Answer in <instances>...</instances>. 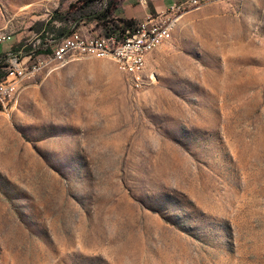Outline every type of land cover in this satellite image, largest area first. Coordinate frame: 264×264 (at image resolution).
<instances>
[{
	"label": "rangeland",
	"instance_id": "374dc122",
	"mask_svg": "<svg viewBox=\"0 0 264 264\" xmlns=\"http://www.w3.org/2000/svg\"><path fill=\"white\" fill-rule=\"evenodd\" d=\"M103 1L0 0L2 29L22 62L47 31L123 35ZM163 15L144 87L97 55L0 81V264H264V0Z\"/></svg>",
	"mask_w": 264,
	"mask_h": 264
},
{
	"label": "built area",
	"instance_id": "2783aa9c",
	"mask_svg": "<svg viewBox=\"0 0 264 264\" xmlns=\"http://www.w3.org/2000/svg\"><path fill=\"white\" fill-rule=\"evenodd\" d=\"M139 2L142 5H148V0H139ZM107 5L108 0H104L103 6L107 7ZM160 15H148L146 19L136 22L133 27H128L123 35H118V33L90 35L75 29L70 35L57 38L47 31L42 50L38 52L36 48H32L26 55L28 58L26 62L19 60L26 45L21 46L15 54V62H10L7 80L13 74H18L24 69H31L32 71L35 65L41 64L43 57L63 55L68 51V44L78 43L83 44V51L98 50V55L110 57L114 60L117 68L128 75L134 87H144L153 80V76L143 75V68L147 66L148 55L160 47L161 42L169 41L167 27L170 24H159ZM54 22L59 26V23ZM11 39V34L0 29V43ZM83 51H80V55H83ZM0 98L8 99L9 92H0Z\"/></svg>",
	"mask_w": 264,
	"mask_h": 264
},
{
	"label": "crops",
	"instance_id": "0c3cea01",
	"mask_svg": "<svg viewBox=\"0 0 264 264\" xmlns=\"http://www.w3.org/2000/svg\"><path fill=\"white\" fill-rule=\"evenodd\" d=\"M185 1L189 0H148V5H142L139 0H121L120 5L114 12L118 13L122 18H133L139 22L146 19L148 15L166 14L172 6ZM4 26V14L0 11V28L2 29ZM6 33L10 34L9 32ZM11 36L12 39L10 41L0 43V55H10V53L18 52V45L24 36V32L12 34ZM15 47L16 49H14Z\"/></svg>",
	"mask_w": 264,
	"mask_h": 264
},
{
	"label": "trees",
	"instance_id": "16d2710c",
	"mask_svg": "<svg viewBox=\"0 0 264 264\" xmlns=\"http://www.w3.org/2000/svg\"><path fill=\"white\" fill-rule=\"evenodd\" d=\"M96 0H86V5L88 6L92 3H94ZM114 1L110 0V2H108L107 7H105L104 9L98 11L96 14L91 15L90 18L93 19H106L107 17L110 16L111 12H112V7H113ZM116 11V10H115ZM56 17H60V16H56ZM82 17H80L79 19H77L76 21V27L78 26L79 21L81 20ZM52 21H48L47 25H48V29L50 30V28L54 29V26H52ZM119 24L121 26V30L122 32H124L128 27H133L135 25V23L137 22L135 19L130 18V19H126V18H120L119 19ZM55 30V29H54ZM75 30V28H71V29H67V31L65 33H63V35H61L60 37H65L70 35L73 31ZM44 42V41H43ZM21 45H18V47L20 48ZM16 49V47L14 48ZM41 50V49H40ZM39 50V51H40ZM27 53H29V49H27L26 51ZM9 56L8 54H4V55H0V81H3L5 76L8 74L7 72H3L2 70L6 67L9 66Z\"/></svg>",
	"mask_w": 264,
	"mask_h": 264
},
{
	"label": "bare ground",
	"instance_id": "6f19581e",
	"mask_svg": "<svg viewBox=\"0 0 264 264\" xmlns=\"http://www.w3.org/2000/svg\"><path fill=\"white\" fill-rule=\"evenodd\" d=\"M196 1L198 2L199 0H196ZM161 15L159 17V24H169L168 23V20H164L165 19L164 18L165 16L164 15L161 16ZM167 36H168V40L169 41L173 37L172 25L171 24H170V26L167 27ZM163 43H165V42H161V45ZM80 51H83V44L70 43V44H68V51L66 53H64L63 55H49V56L43 57V59L46 60V59L49 58L50 60H53V59L54 60H60V59L67 60V59L73 58V57L78 56V55L80 56ZM83 55H89V56H92V55L105 56V55H98V50H84L83 51ZM42 60H41V62H42ZM37 66H39V65H35L34 67H37ZM145 68H146V66L143 68V70ZM27 70H31V69H27ZM20 72H23V71H20ZM20 72H18V73H20ZM13 75H17V74H13ZM8 92L11 95L14 92V88L13 87H10L8 89Z\"/></svg>",
	"mask_w": 264,
	"mask_h": 264
}]
</instances>
